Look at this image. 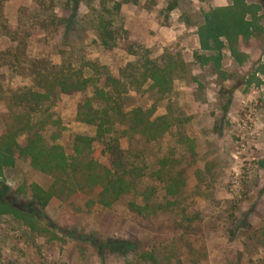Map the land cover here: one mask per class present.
I'll list each match as a JSON object with an SVG mask.
<instances>
[{
	"label": "rangeland",
	"instance_id": "374dc122",
	"mask_svg": "<svg viewBox=\"0 0 264 264\" xmlns=\"http://www.w3.org/2000/svg\"><path fill=\"white\" fill-rule=\"evenodd\" d=\"M34 58L89 80L38 113L46 143L95 136L77 110L103 88L135 190L106 207L97 188L1 161L0 264H264V0H0V135L28 118L8 100L33 87ZM139 109L144 135L125 127ZM101 148L73 155L101 167Z\"/></svg>",
	"mask_w": 264,
	"mask_h": 264
},
{
	"label": "trees",
	"instance_id": "16d2710c",
	"mask_svg": "<svg viewBox=\"0 0 264 264\" xmlns=\"http://www.w3.org/2000/svg\"><path fill=\"white\" fill-rule=\"evenodd\" d=\"M208 28L206 26V29ZM29 67L33 87L13 92L8 100L11 106L22 108L28 114V118L24 119L22 115H17L14 122L8 126L7 131L0 135V162L2 161L5 165L12 164L13 156L17 154L34 169L44 174L53 175L55 177L54 186L60 183L68 189H73L79 185L81 190L86 191L97 188L99 192L95 202L106 207L113 205L123 196L131 194L135 190L134 182L131 179L133 171L129 169L125 153L118 143L120 137L126 134L124 132V134L118 135L113 128L114 123L104 117L106 113L102 114L109 102L106 100L108 92L99 86H93L94 96L86 97L84 102L79 104L77 119L95 126L96 132L93 137L75 136L69 152L64 145L46 143L42 135L44 123L37 121L38 113L52 101L51 99L57 93L71 95L84 92L89 80L64 74L56 65L44 58H34L29 63ZM147 71L154 87H158L159 90L166 88L164 87L166 86L164 76L158 65L151 63ZM100 101L102 103L105 101V104L102 105ZM32 114H34V121ZM126 120V129L138 128L141 135L150 129V120L141 109L136 110L134 115ZM20 124L21 126H19ZM23 134L27 136L26 143L21 145L17 138ZM95 142L101 144L100 154L106 157V164H102L100 167L99 162L94 159L85 161L74 157V153L80 154L87 148L91 149L92 143ZM78 177L81 180L76 182ZM69 180L72 181L69 183ZM173 183V187H178L177 179ZM175 190L173 189V191ZM33 195L36 201L42 205H45L52 196L51 193L43 191L39 186L33 187ZM130 205L135 207L133 203ZM137 208L141 213L142 209ZM151 257L152 264H158L156 258L152 255Z\"/></svg>",
	"mask_w": 264,
	"mask_h": 264
},
{
	"label": "crops",
	"instance_id": "0c3cea01",
	"mask_svg": "<svg viewBox=\"0 0 264 264\" xmlns=\"http://www.w3.org/2000/svg\"><path fill=\"white\" fill-rule=\"evenodd\" d=\"M233 3H222V4H218L216 7H227V6H232ZM245 17V16H244ZM244 19V18H243ZM244 21L246 22V18L244 19ZM251 29V28H250Z\"/></svg>",
	"mask_w": 264,
	"mask_h": 264
}]
</instances>
